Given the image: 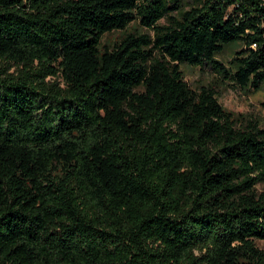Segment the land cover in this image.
Segmentation results:
<instances>
[{"label": "trees", "instance_id": "trees-1", "mask_svg": "<svg viewBox=\"0 0 264 264\" xmlns=\"http://www.w3.org/2000/svg\"><path fill=\"white\" fill-rule=\"evenodd\" d=\"M206 64L264 90V0H0V264H264V129Z\"/></svg>", "mask_w": 264, "mask_h": 264}, {"label": "rangeland", "instance_id": "rangeland-1", "mask_svg": "<svg viewBox=\"0 0 264 264\" xmlns=\"http://www.w3.org/2000/svg\"><path fill=\"white\" fill-rule=\"evenodd\" d=\"M161 21L160 24H164ZM121 32H114L105 37V42H115L121 36ZM232 53L230 50L219 55L216 59L229 67ZM182 70L185 74L186 81L190 87L195 90H200L201 87L211 86L217 94L219 103L224 109L246 116V118L256 120L261 128L264 129V90L259 92L246 93L237 85L225 81L216 73L210 65L202 67H192L182 65ZM257 245L264 249V240L257 241Z\"/></svg>", "mask_w": 264, "mask_h": 264}]
</instances>
